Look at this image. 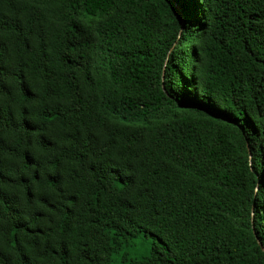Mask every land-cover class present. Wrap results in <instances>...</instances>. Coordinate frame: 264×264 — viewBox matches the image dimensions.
<instances>
[{
	"label": "trees",
	"instance_id": "1",
	"mask_svg": "<svg viewBox=\"0 0 264 264\" xmlns=\"http://www.w3.org/2000/svg\"><path fill=\"white\" fill-rule=\"evenodd\" d=\"M263 248L264 0H0V264Z\"/></svg>",
	"mask_w": 264,
	"mask_h": 264
},
{
	"label": "rangeland",
	"instance_id": "2",
	"mask_svg": "<svg viewBox=\"0 0 264 264\" xmlns=\"http://www.w3.org/2000/svg\"><path fill=\"white\" fill-rule=\"evenodd\" d=\"M148 254V246H145V248H138L136 252H131L129 255L130 257H135V256H141V255H146Z\"/></svg>",
	"mask_w": 264,
	"mask_h": 264
},
{
	"label": "water",
	"instance_id": "3",
	"mask_svg": "<svg viewBox=\"0 0 264 264\" xmlns=\"http://www.w3.org/2000/svg\"><path fill=\"white\" fill-rule=\"evenodd\" d=\"M185 22V21H184ZM250 156H251V152H250ZM251 158V157H250ZM257 190H258V188H257ZM253 211H254V208H253ZM252 216L254 217V212L252 213ZM261 245V244H260ZM263 250H264V248H263Z\"/></svg>",
	"mask_w": 264,
	"mask_h": 264
}]
</instances>
